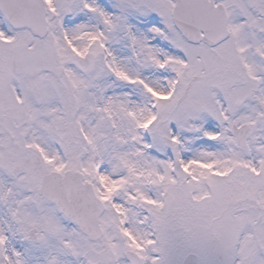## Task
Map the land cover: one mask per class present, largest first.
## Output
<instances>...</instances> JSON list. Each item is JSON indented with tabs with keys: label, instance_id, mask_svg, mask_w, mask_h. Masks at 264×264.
I'll use <instances>...</instances> for the list:
<instances>
[{
	"label": "snow or ice",
	"instance_id": "6c2138e0",
	"mask_svg": "<svg viewBox=\"0 0 264 264\" xmlns=\"http://www.w3.org/2000/svg\"><path fill=\"white\" fill-rule=\"evenodd\" d=\"M0 264H264V0H0Z\"/></svg>",
	"mask_w": 264,
	"mask_h": 264
}]
</instances>
